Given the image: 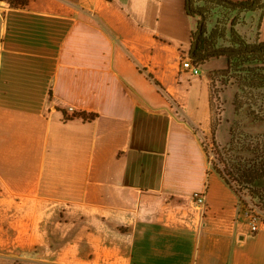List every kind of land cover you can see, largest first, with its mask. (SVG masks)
Wrapping results in <instances>:
<instances>
[{"label":"crops","instance_id":"obj_1","mask_svg":"<svg viewBox=\"0 0 264 264\" xmlns=\"http://www.w3.org/2000/svg\"><path fill=\"white\" fill-rule=\"evenodd\" d=\"M197 23L186 0H0V264H264V224L237 219L205 149L228 57L181 67Z\"/></svg>","mask_w":264,"mask_h":264},{"label":"trees","instance_id":"obj_2","mask_svg":"<svg viewBox=\"0 0 264 264\" xmlns=\"http://www.w3.org/2000/svg\"><path fill=\"white\" fill-rule=\"evenodd\" d=\"M13 7H26L29 0H8ZM246 0L234 2L232 0H186V9L189 15L198 18L204 15L206 20L210 19L215 9L220 6L241 11H260L257 35L264 17V0ZM200 28L198 19L197 28L193 32L192 48L195 38ZM221 39L230 42L229 46L220 47L218 43ZM261 44L254 49H249L254 45ZM191 48V50H192ZM232 51L229 54L220 53L217 50ZM244 49H248L244 51ZM213 51H217L215 54ZM198 64H204L207 60L216 56H227L228 67L214 73V78H221L223 84H229L231 79H235L238 84V91L234 104L236 112L241 114L245 107L249 108V114L258 121H264V41L257 40L249 42L242 37L233 23L229 29L226 22L218 20L209 29L205 22L203 33L201 34L198 46L195 50ZM141 71H143L141 69ZM148 78L155 83L159 91L165 93V88L152 73H148ZM66 119L81 117L85 120H94L98 113L88 111H75L69 113L63 109ZM221 119L213 120L212 137L216 161L211 162L207 145L205 149L211 167L218 172L233 189L240 201L250 202L258 207L260 217L264 221V132L253 134L241 127L237 120L231 127V139L226 145H221L217 141V130Z\"/></svg>","mask_w":264,"mask_h":264},{"label":"rangeland","instance_id":"obj_3","mask_svg":"<svg viewBox=\"0 0 264 264\" xmlns=\"http://www.w3.org/2000/svg\"><path fill=\"white\" fill-rule=\"evenodd\" d=\"M239 12H241V10L229 9L224 6H220L215 9V12L212 14L210 19L206 20V23L208 24L209 29L212 28L218 20L222 22H226V26L228 27V29L234 23L239 34L249 41L250 37L254 38L255 36H257L260 12L257 13L254 24L252 23L251 18H249L246 15L239 14ZM198 19H200V16L198 17ZM229 45L230 42L224 39H221L218 43V46L220 47H225ZM214 77L215 75L213 74V82H212L213 120H217V119H221L222 117L221 114L223 111V106L221 105V101H220L221 98L220 91L226 85L223 84L221 78H219L220 82L218 83L217 82L218 77L217 78ZM238 121L240 122L241 127L250 133L258 134L264 132V121H258L253 116H251L249 114L248 107L244 108V110L241 113L240 120ZM204 143L205 145H207V148L209 150L211 162L216 161L212 133L209 135L208 139H204ZM246 199H248L249 203H251L249 196H247ZM15 264H21V263L17 262Z\"/></svg>","mask_w":264,"mask_h":264},{"label":"built area","instance_id":"obj_4","mask_svg":"<svg viewBox=\"0 0 264 264\" xmlns=\"http://www.w3.org/2000/svg\"><path fill=\"white\" fill-rule=\"evenodd\" d=\"M196 59L192 58L191 51L183 58L181 67L184 71L189 72L192 76H197L201 74V65L195 62ZM205 200V195L200 193L195 195V201L198 203H203ZM249 202V201H248ZM253 206V207H252ZM239 221H245L250 225L253 232L260 229L261 224L264 221L260 217V211L258 207L251 203H246L245 201H238L237 204Z\"/></svg>","mask_w":264,"mask_h":264},{"label":"water","instance_id":"obj_5","mask_svg":"<svg viewBox=\"0 0 264 264\" xmlns=\"http://www.w3.org/2000/svg\"><path fill=\"white\" fill-rule=\"evenodd\" d=\"M254 1L255 0H253L250 3V5H252L254 3ZM205 22H206V17L204 15H202L200 17V28L198 29L193 48L191 50V56L194 59L198 58V56H196V54H195V50H196V48L198 46L199 38H200L201 34L203 33V27H204ZM258 46H261V44L254 45V46L250 47L249 49H254V48L258 47ZM246 50H248V49H244V51H246ZM217 51L220 52V53H224V55H226L225 53L229 54L230 52H232V51H229V50H222V49L221 50H217ZM217 51H213V53L215 54Z\"/></svg>","mask_w":264,"mask_h":264}]
</instances>
